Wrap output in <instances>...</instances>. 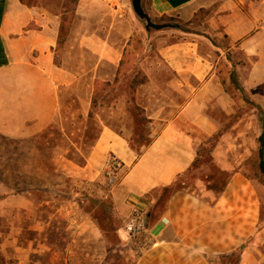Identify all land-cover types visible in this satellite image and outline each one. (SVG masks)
<instances>
[{"label":"rangeland","instance_id":"rangeland-1","mask_svg":"<svg viewBox=\"0 0 264 264\" xmlns=\"http://www.w3.org/2000/svg\"><path fill=\"white\" fill-rule=\"evenodd\" d=\"M23 1L59 15L66 2ZM90 1L95 3L90 2L85 15L68 13L55 49L56 64L75 76L72 85L59 87L58 117L31 136L10 137L0 131V199L13 195L22 198L16 205L0 203L3 264H15L21 247L26 250V258L38 264H66L69 251L65 245L69 241L72 244L76 236L72 229L68 231L67 210L80 209L87 220L102 222L108 229L121 231L125 226L128 217L119 213L120 204L112 193L119 181L114 186L107 183L105 171L95 181L86 182L68 168L70 164L77 169L85 165L104 126L122 134L134 144L137 153H142L199 84L225 80L236 101L248 94L245 87L236 88L230 77L238 65L247 72L251 61L222 29L210 24L207 14L200 20L179 13L151 16L156 23H178L183 29L148 32L146 21L136 16L132 0ZM93 100H97L95 105ZM235 107L236 112L229 116L220 104H209L208 112L223 123L222 129L204 149L203 159L190 170L185 187L210 204L216 201L227 176L225 172L231 171L224 170L215 160L211 144L221 141L226 130L234 132L229 139L238 149L221 158H228L232 168L235 165L254 181L260 206L256 232L245 240L240 264H264V183L257 149L238 165L240 153L254 145V123L259 126L262 113L245 100ZM236 121L242 122L231 130ZM248 121H253L249 128L245 126ZM240 129H245V137L239 135L236 139ZM213 186L218 188L210 189ZM164 192L160 190L163 199H159L158 208L167 200ZM4 207H8L6 213ZM71 216L76 217L73 211ZM104 237L103 264H137L139 257L146 254H136L128 241L120 245L123 239L113 244L116 239L111 234L109 242ZM93 243L86 242L85 250L93 253ZM80 245L78 252L82 242Z\"/></svg>","mask_w":264,"mask_h":264},{"label":"crops","instance_id":"crops-1","mask_svg":"<svg viewBox=\"0 0 264 264\" xmlns=\"http://www.w3.org/2000/svg\"><path fill=\"white\" fill-rule=\"evenodd\" d=\"M90 2L79 0L76 14L85 15ZM143 4L150 16L179 13L191 20H200L207 14L210 24L222 29L251 61L247 72L243 65H238L235 70L247 96L264 108V0H144ZM61 24V15L38 5L0 0V131L7 136L38 134L58 117L59 87L72 85L75 81L73 73L55 62ZM223 81L209 80L196 86V92H192L185 105L141 154L122 134L104 126L85 165L79 169L71 164L68 166L86 182H93L107 171L110 158L121 162L122 176L116 184L117 189L112 191L120 204L119 213L129 218L136 207L147 208L148 225L155 241V245L139 257L137 264H214L219 255L235 251L256 232L260 214L258 187L242 170L236 169L235 165L232 168L228 158H221L222 154H230L237 147L229 139L235 133L228 130L215 145L213 155L224 170L234 173L216 201L210 204L189 191L178 190L150 219L160 190L174 184L190 168L203 139L222 129L223 123L208 112L209 104H220L224 112L232 116L236 112L235 105L244 102V98L236 101V97L226 90L227 82L224 84ZM258 119L259 126L254 123V145L240 153L238 165L258 150L257 139L263 124L262 117ZM240 122L236 121L231 130H235ZM251 122L245 126L251 127ZM245 132V129L238 132L236 139ZM19 202L22 198L18 195L0 199L4 204ZM7 208L2 209L3 213ZM72 211L76 217L71 216ZM66 215L68 231L72 229L76 236L72 244L69 241L65 245L69 251L65 263L103 264L106 239L101 227L87 220L80 209L67 210ZM119 232L123 239L121 245L128 240L124 227ZM90 240L96 247L93 253L85 250L86 242ZM81 242L83 247L78 252ZM21 249H18L15 264H38L26 258V250Z\"/></svg>","mask_w":264,"mask_h":264},{"label":"trees","instance_id":"trees-1","mask_svg":"<svg viewBox=\"0 0 264 264\" xmlns=\"http://www.w3.org/2000/svg\"><path fill=\"white\" fill-rule=\"evenodd\" d=\"M20 1L22 3H24L23 0H20ZM78 2H79V0H66V2L64 3V12L61 15L62 24H61V29H60V35L62 32V29L66 27L65 23L67 21L68 13H76ZM223 83L226 84V81L224 80ZM231 83L234 84L236 88L238 87V89H240V87H241L240 80H239V76L235 70V67L233 68V71L231 74ZM226 90L231 92L229 90L228 86L226 87ZM244 99L246 100V102L248 104L255 106L262 113L263 124H262V132L257 139V141H258L257 155L259 158V163H258L259 174L261 175L262 183H264V108L261 104L256 103L253 100H251V98L249 96H247L246 94L244 96ZM96 103H97V100H93V105H95ZM91 116H92V113L90 112V117ZM144 121H145V119H144ZM216 135L217 134H214L212 137L208 138L207 140L202 141V143L200 144V147L198 149V155H197L196 159L194 160V162L192 163V165L190 166V168L184 174L180 175L178 177V179L174 182V184H172L171 186L163 188L165 191L164 195L167 197V200L175 191H178V190H185L186 191L185 184H186V181L188 179V175H189L190 170L193 167L197 166L199 164V162L203 159L204 152H205L204 149H206V147H208L210 145V143L214 142ZM131 143L132 142H130V144ZM215 145L216 144H211L212 148H214ZM131 147L134 150H136L133 143H132ZM136 151H138V150H136ZM138 154H141V152H138ZM233 173H234V171L225 172V174H227V176H226L224 185L221 188V193L225 190V188H226L227 184L229 183ZM217 188H218L217 186L210 187V189H217ZM161 197L159 198L160 200L163 199V197L162 198ZM159 199H158V201H159ZM158 201L156 202L155 206L153 207V211L150 212V217H151L150 219L151 220L153 219L152 218L153 215H155V213H157V210L159 212V210H162L165 206L166 201L164 203V206H162V208H158L159 202H161V201H159V202ZM98 225L101 227L104 235L108 238V242L110 241V237H109L110 234L113 235V237L116 239V241L113 242V244H117V243L119 244L122 241L119 229H113V228L108 229V228H106V226L102 222H99ZM244 247H245V243L231 253L219 255L218 256L219 264H240L241 255H242V251H243ZM0 264H3V262H0Z\"/></svg>","mask_w":264,"mask_h":264},{"label":"built area","instance_id":"built-area-1","mask_svg":"<svg viewBox=\"0 0 264 264\" xmlns=\"http://www.w3.org/2000/svg\"><path fill=\"white\" fill-rule=\"evenodd\" d=\"M120 174L121 162L116 158H111L108 161L105 175L107 183L114 186L120 180ZM148 213L147 208L136 207L125 221L126 239H128L136 254H145L155 245L148 225Z\"/></svg>","mask_w":264,"mask_h":264},{"label":"water","instance_id":"water-1","mask_svg":"<svg viewBox=\"0 0 264 264\" xmlns=\"http://www.w3.org/2000/svg\"><path fill=\"white\" fill-rule=\"evenodd\" d=\"M132 7L133 10L136 14V16L142 20L146 21L145 28L148 32H150L151 29H156V30H162L165 28H179L183 29V26L178 24V23H156L153 21L152 17L149 15V13L146 11L144 8V0H132Z\"/></svg>","mask_w":264,"mask_h":264}]
</instances>
